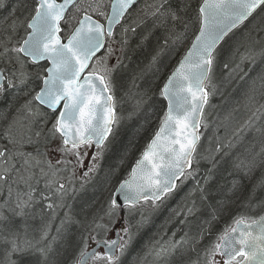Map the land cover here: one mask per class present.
I'll return each instance as SVG.
<instances>
[{"label":"snow or ice","instance_id":"snow-or-ice-1","mask_svg":"<svg viewBox=\"0 0 264 264\" xmlns=\"http://www.w3.org/2000/svg\"><path fill=\"white\" fill-rule=\"evenodd\" d=\"M260 193L264 0H0V264H264Z\"/></svg>","mask_w":264,"mask_h":264},{"label":"trees","instance_id":"trees-1","mask_svg":"<svg viewBox=\"0 0 264 264\" xmlns=\"http://www.w3.org/2000/svg\"><path fill=\"white\" fill-rule=\"evenodd\" d=\"M134 40H135V38H133V47L135 46V44H134ZM259 69H257V71H258ZM252 75H255V72H253L252 73ZM237 86L236 85H233L232 87H229V88H226V89H223V91H221L220 93H217L216 95H214V99H215V105H216V110H217V106H218V104L220 105L221 103H223L224 104V102L227 104V106L228 107H226L225 108V110L226 109H228V111L231 109V108H233V107H235L236 106V101L237 100H240L241 99V91H233V89L234 88H236ZM222 93V94H221ZM231 93V95H229ZM212 115H213V113L212 114H210V118L212 119ZM244 116V113H243V111H240L239 113H237V119H240V118H242ZM220 119H222V117L220 118ZM221 131H222V129H221ZM239 151H242V147L241 146H237L236 148H234L233 150H232V152L233 153H235V152H239ZM210 165L206 162V161H204V160H201V162H200V165H199V167H200V174L199 175H202L203 174V172L205 171V169L207 168V167H209ZM195 183V181L192 183V184H194ZM184 189V188H183ZM183 189H182V191H183ZM178 194H179V192L177 193V196H174L173 198V201H171V202H169L168 204H166L165 206H164V208H162L161 210V212H168V211H170L169 209H173V207L174 208H176V205H174L175 204V202H177L178 203ZM260 195L261 196H264V193H260ZM181 204V203H180ZM172 205H174V206H172ZM244 212H247L249 215H256V216H258V215H260L261 213L259 212V211H252V212H249L248 211V209H246V208H239V209H233V215H238V214H240V213H244ZM170 215V214H169ZM154 217H158L157 219L156 218H154ZM159 217L160 218H164L163 217V214L161 215V214H158L157 216L155 215V216H153L152 218V223L148 226V229L142 234V242L143 241H146L150 236H152L154 233H157L158 231H164V228L166 227L169 231L167 232V235L168 236H171V231L172 230H175V227H176V219H175V217H173L172 219H171V222H169L167 225H165V222H161L160 221V219H159ZM169 217V216H168ZM227 220H229V222L230 221H232V218H231V216H228V215H225L224 216V218L223 219H221L219 222H218V224L216 225V228H218L219 226H224L226 223H225V221H227ZM56 223L58 224L59 223V221H56ZM162 226H164V227H162ZM226 226V225H225ZM140 247H141V245L140 244H138L137 246H136V248L134 249V254L136 253V251H139V249H140Z\"/></svg>","mask_w":264,"mask_h":264},{"label":"rangeland","instance_id":"rangeland-1","mask_svg":"<svg viewBox=\"0 0 264 264\" xmlns=\"http://www.w3.org/2000/svg\"><path fill=\"white\" fill-rule=\"evenodd\" d=\"M221 91H223V89L221 90ZM210 103L212 104V105H214L215 107H211V108H209V110H210V114H212L213 113V115H212V122H217L218 121V118H223V116L225 115V113L226 112H228V109H226L225 110V108L226 107H228L227 106V104L224 102V104L223 103H221L220 105L218 104V106H217V110L215 109L216 108V105H215V99H214V97L212 98V100L210 101ZM209 112V111H208ZM210 116V115H209ZM221 135H223V130L221 131ZM210 136H212V132L211 131H208L207 133H205V138H204V140H203V148H202V151H204V149H207L208 148V140H207V137H210ZM85 163H87V161L85 162ZM187 184H188V182L185 184V186H184V189L187 187ZM187 192H184V190L182 191V192H180L179 194H178V203H176L177 205L179 204V203H182V198L185 196V194H186ZM171 201H173V200H170V201H168V202H166L165 203V205L166 204H168L169 202H171ZM176 204H174V205H176ZM174 205H172V206H174ZM177 205H176V207H177ZM150 209H146L145 210V212H148ZM170 211H168V212H161L162 210L160 209V210H158L157 212H155V213H153L152 214V217L153 216H155L156 215V213L157 214H163V217L164 218H160L159 217V219H160V221L163 223V222H165V220L166 219H168L167 218V216L169 215V214H171V209H169ZM151 211V210H150ZM154 218H158V217H154ZM153 219V218H152ZM229 222V220H227V221H225V223L227 224ZM148 228H146L145 230H144V232L147 230ZM133 255H135L134 254V251H133ZM128 259L129 260H131V256H129L128 257Z\"/></svg>","mask_w":264,"mask_h":264},{"label":"bare ground","instance_id":"bare-ground-1","mask_svg":"<svg viewBox=\"0 0 264 264\" xmlns=\"http://www.w3.org/2000/svg\"><path fill=\"white\" fill-rule=\"evenodd\" d=\"M213 97H214V95L210 98V101L212 100ZM208 111H209V113H210V110H209V109H208ZM209 120L212 121V119H211L210 117H209ZM206 133H207V132H206ZM204 138H205V136L202 137V140H204ZM201 151H202V149H201ZM193 182H194V180H189V181H188L187 187H186L185 189H183L184 187L182 188V189L184 190V192H188V191H189V189L193 186V184H192ZM182 189L179 191V193L182 192ZM177 193H178V192H177ZM177 193H176L174 196H177ZM174 196H173V197H174ZM173 197H171L170 199H168L166 202H168V201H170V200H173V199H174ZM176 203H177V202H175V204H176ZM179 204H180V203H179ZM179 204H178V205H179ZM178 205H177V206H178ZM164 206H165V205H164ZM164 206H162V208H164ZM162 208H161V209H162ZM173 208H174V207H173ZM149 212H150V210H149L148 212H146V214H148ZM152 214H153V213H152ZM157 215H158V214L156 213V216H157ZM168 216L171 217L172 214H170V215H168ZM168 216H167V218H169ZM172 218H173V217H172ZM231 223H232V221L228 222V223L225 224V225H228V224H231ZM225 225H224V226H219V227L216 228V229H217V230L223 229V228L225 227ZM143 233H144V232H143Z\"/></svg>","mask_w":264,"mask_h":264}]
</instances>
